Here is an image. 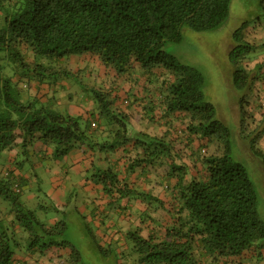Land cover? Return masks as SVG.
<instances>
[{
    "label": "trees",
    "instance_id": "trees-1",
    "mask_svg": "<svg viewBox=\"0 0 264 264\" xmlns=\"http://www.w3.org/2000/svg\"><path fill=\"white\" fill-rule=\"evenodd\" d=\"M233 1L0 0V159L15 148L28 160L37 141L52 145L56 157L76 145L116 150L129 144L125 149L129 169L164 166L165 176L175 179L171 199L166 201L124 182L112 166L95 172L96 182L113 203L139 197L149 205L144 217L150 216L149 209L164 215L158 227L143 222L121 234L116 244L104 246L96 238V259L106 264H226L225 258L242 256L264 244L262 198L255 176L233 156L236 143L243 154L249 152L250 158L264 164V148L258 143L264 135L263 100L249 109L259 77L249 69L250 60L264 51V39H246L244 25L230 48L232 88L240 94L238 109L244 125L246 117L250 120L243 126L242 120L238 125V117L233 118L239 126L237 134L219 119L217 106L207 97L208 79L202 70L166 51L168 44L184 41L187 29L221 28L231 15ZM259 2L263 16L254 26L264 23V0ZM85 55L89 62L83 59L79 65H95L92 57L117 77L139 65L142 76L157 84L147 104L168 119L166 132L139 137L132 132L131 115L117 104L114 86L101 84L90 90L102 125L113 127L112 137L103 140L95 139L82 117L60 109L57 87L53 96L41 95L45 84H70L69 75L75 82L87 78V69L75 71L72 60ZM257 68L263 70L264 60ZM31 81L38 85L35 94L28 87ZM212 143L217 144L213 151ZM7 171L0 173V194L10 199L11 212L24 232L0 228V264H29L17 258V251L43 255L53 246L70 247L71 254L62 264H87L86 251L68 238L67 223L41 221L21 200L20 174L15 168Z\"/></svg>",
    "mask_w": 264,
    "mask_h": 264
},
{
    "label": "crops",
    "instance_id": "crops-1",
    "mask_svg": "<svg viewBox=\"0 0 264 264\" xmlns=\"http://www.w3.org/2000/svg\"><path fill=\"white\" fill-rule=\"evenodd\" d=\"M260 38L261 40L264 39V23L262 26L258 22L257 25L250 26V40L255 41ZM89 58L87 57V60ZM263 60L264 51L257 53L250 60L249 69L259 76L250 96V102H253L250 107L252 110L257 102L263 100L264 103V68L263 70L260 69V72L257 68ZM101 64L98 61L95 65H90V63L89 65H77L75 71L80 72L84 67L87 69L86 76L88 77L83 81L90 88L99 87L101 84L116 87L117 104L123 111L131 115L132 132L135 131L138 137L141 133L162 136L167 130L168 119L162 117L161 112L148 108L147 104L148 98L151 96L150 92L155 91L157 84L150 83L151 80H148L147 76L143 77L144 70L137 64L135 70L133 69L119 77L115 76L113 70L107 72V68ZM229 66L231 67L230 62ZM232 76L228 80L231 87ZM87 98L90 104L86 106L78 103L72 105V114L84 119V126L87 125L91 129L90 132L95 133L96 140L112 137L110 129H113V127L108 126V124L107 126L102 125L101 121L100 123L97 121V117L100 115L98 107L93 103L94 101H91L90 96H87ZM131 103H133L132 107L130 106ZM60 104L65 106L62 101ZM238 110H236L237 113ZM236 111H234V115ZM231 114L233 115V110ZM151 117L155 118L151 120ZM237 117L238 115L235 116V118ZM174 121L176 124L179 122L178 120ZM128 145L117 147L116 150H102L92 149L88 144H82L74 146L69 151V156L66 154L67 156L64 157H56L52 145L37 141L34 146V156L28 160H23V157L15 148L5 152L0 159V173L15 168L16 174L18 173L22 177L24 185L23 201L27 206L35 211L40 207L45 217L39 219L48 225L65 221L68 225V238L77 245L84 243L85 246H82L84 245L82 244L81 247L86 251V256H89L90 252L97 253L96 251H98V247L95 245L96 238L104 246L110 243L116 244L115 242L121 237V234L130 228L141 225L143 222H145V225L155 227L158 225V220L164 216L158 210L149 209L150 216L144 217V212L149 205L139 197L125 198L113 203L111 197L105 193L103 185L97 183L94 178L98 169H107L112 166L119 171L120 179L128 182L132 187L150 192L166 201L171 199L172 185H174L175 179L165 176L168 172L167 167L140 166L134 170L129 169L126 158L127 151L125 150L129 147ZM261 147L264 148V145L261 144ZM131 153L133 155V151ZM27 164L30 166L26 167ZM258 173L263 177L262 189L259 186L258 189L262 198L261 201L264 202V164L252 172L254 176ZM46 177L49 178L50 184L48 182V189L42 192V187H38V183ZM49 198L56 201V211L59 213L56 217H49L48 207L43 205L45 200ZM11 210L10 199L0 194V228L9 227V231L15 229L17 232H24L15 221ZM73 211H75L80 227L79 238H73L71 232L72 226H76V224H73L70 220H65L61 216V213H73ZM169 215V212H167L166 218ZM24 250L17 251V258L28 261L29 264H62L71 254L70 247L60 246L51 247L43 255L39 253L31 255ZM224 261H226V264H264V244H257L242 256L225 258Z\"/></svg>",
    "mask_w": 264,
    "mask_h": 264
},
{
    "label": "rangeland",
    "instance_id": "rangeland-1",
    "mask_svg": "<svg viewBox=\"0 0 264 264\" xmlns=\"http://www.w3.org/2000/svg\"><path fill=\"white\" fill-rule=\"evenodd\" d=\"M259 1L260 0H234L231 6V15L221 28L207 32H195L193 30L187 29L185 32V39L183 42L170 43L166 47V51L174 54L179 59L180 62L196 66L202 70V72L205 74V76L208 79V84H207L208 86L206 89L207 97L217 106L219 111V119L226 122L233 131V133L238 132L239 129L238 125L241 124V120L243 126L250 123V120L248 117H246L247 119L244 125L245 117L244 115L241 117V114L239 115V110H238V104H240V100H239L240 94L234 88L229 86L228 80L230 76H232L231 73L232 69L229 66L230 48L235 45V33L238 30L242 29L244 25L248 26V27L246 26L243 29L246 39L247 38L250 39V25L253 26L255 24V21H257L260 16H263L262 5L260 4ZM72 60L75 65H79L82 60L83 62L88 61L86 55L83 58L76 57ZM91 60L92 63L93 62H95V64L96 62L98 63V61L92 57ZM101 65L104 66L103 64ZM101 70L103 71V68ZM71 74H74V71H72ZM85 78L86 77L82 78L80 82H75L74 81L75 79L74 78L72 79L71 75H69L68 79L70 83L71 82L73 83L67 84L65 82H61V83L56 82V84L53 83L51 85L45 84V87H43L39 92H41L42 96H44V93L46 92H49V94L53 96V93L57 87L58 92L56 94L60 99L58 100V102L60 103L62 101L65 104V106H61L60 109L64 113L72 114V110H71L72 105L78 103L80 105L86 106L90 104L88 102L87 96H90V94L94 95L93 90L90 91L91 88L82 81L85 80ZM36 86L38 85L35 81H31V83L29 82L28 87L32 89L33 94L36 93ZM22 93L25 95L24 92ZM40 99L46 100L47 96L42 97ZM91 101H94L93 103H95L96 106L98 107V103H96L95 99H92ZM51 103L56 105V101H54L53 99ZM232 110H233V115L231 114ZM236 110H238V113ZM234 111H236L235 115H234ZM255 111H257V109ZM237 115H238V123H239L238 125L235 123V120L233 119ZM97 121L99 123L100 121L101 123H103L104 120L103 118H101L100 115H98ZM82 123L84 125L83 118H82ZM251 126L256 127L257 123L253 122ZM249 133H250V127L248 128V130L245 131V134L248 135ZM248 139H250V137H248ZM258 143L259 145L261 144L264 145V139L263 138L258 139ZM235 145L236 146L233 149L234 158H236V160L240 161L241 163L245 164L249 169V171L251 170V172H253L254 169L263 166L262 163L261 164L259 163L256 157L253 156V158H250L249 152L243 154L238 144L235 143ZM216 146L217 144L212 143L210 150L213 151L216 148ZM69 151L61 155L60 157L67 156L68 154H70ZM29 166H30L29 164L26 165V167ZM262 178L263 177L261 176L260 173L255 175V180L257 182L256 184L261 189H262ZM48 182H49L48 177H46V179L42 178V181H39L38 187L39 186L42 187L41 190L42 192H45L48 189L47 186ZM23 196L24 195L22 194L21 200H23ZM55 204H56L55 199L52 201L50 198L45 200V203H43L44 206L48 207L49 217H56L57 215H59V213L56 211L57 207ZM259 209L261 215L264 218L263 201L260 202ZM36 212L40 219H43L45 217L40 207H38ZM73 213L71 212L61 213V216L65 220H70L73 224H76V226L75 225L72 226L71 232L73 238H79L80 227L78 225V219L75 215V211H73ZM82 244L84 243H79V246L81 247ZM82 246H85V244ZM81 249L83 250L84 248L81 247ZM84 261L87 264H106L103 259L102 260L99 258L96 259L92 252H90L89 256H85Z\"/></svg>",
    "mask_w": 264,
    "mask_h": 264
}]
</instances>
